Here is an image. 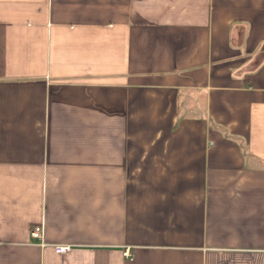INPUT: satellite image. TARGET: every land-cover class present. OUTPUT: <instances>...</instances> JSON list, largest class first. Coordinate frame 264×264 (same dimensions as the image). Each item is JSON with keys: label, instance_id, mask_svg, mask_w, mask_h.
Returning <instances> with one entry per match:
<instances>
[{"label": "crops", "instance_id": "crops-1", "mask_svg": "<svg viewBox=\"0 0 264 264\" xmlns=\"http://www.w3.org/2000/svg\"><path fill=\"white\" fill-rule=\"evenodd\" d=\"M0 264H264V0H0Z\"/></svg>", "mask_w": 264, "mask_h": 264}, {"label": "built area", "instance_id": "built-area-1", "mask_svg": "<svg viewBox=\"0 0 264 264\" xmlns=\"http://www.w3.org/2000/svg\"><path fill=\"white\" fill-rule=\"evenodd\" d=\"M30 236L31 238L35 239L40 245L44 246V231H43V227L40 226V225H36V226H33L31 229H30ZM71 249V247L69 245H55L54 246V250L56 253L58 254H64V253H67L69 252ZM126 255L127 252L125 253Z\"/></svg>", "mask_w": 264, "mask_h": 264}]
</instances>
